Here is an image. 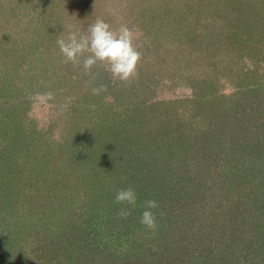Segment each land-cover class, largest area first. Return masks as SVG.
I'll return each instance as SVG.
<instances>
[{"label": "rangeland", "instance_id": "374dc122", "mask_svg": "<svg viewBox=\"0 0 264 264\" xmlns=\"http://www.w3.org/2000/svg\"><path fill=\"white\" fill-rule=\"evenodd\" d=\"M254 7L261 12L256 20L247 16ZM97 17L113 30L127 25L134 33L141 56L127 81L114 79L100 62L85 71L88 53L72 63L59 51L60 36L72 29L86 34ZM244 21L252 23L254 43L253 57L243 58L246 77L243 70L228 73L233 64L223 67L213 58L215 45L199 48L190 35L195 25L214 22V33L240 28L247 39ZM220 34L223 46H231ZM99 84L106 91L93 95ZM205 85L226 97L230 112L228 119L219 104L210 107L212 128L228 120L225 126L236 136L225 132L221 145L192 153L195 137L211 136L203 118L215 95L199 107L193 99ZM150 106L156 119L138 111ZM244 138L257 151H249ZM172 142L178 148H169ZM14 143L17 158L10 153L0 159L14 161L0 171V264H188L196 253L191 264H264V243L250 254L242 238L243 232L263 237L264 220L249 233L255 220L243 216L245 204L236 193L248 190L247 173L250 181L264 179V169L258 171L264 161V0H0V150ZM182 153L205 160L207 175L197 174L203 163L179 166ZM137 175L148 191H140ZM202 179L189 207L185 188H199ZM173 186L184 188L180 200L171 198ZM127 187L135 189L137 202L121 218L119 210L128 206L115 194ZM150 199L164 211L154 214L155 229L139 222ZM187 227H199L189 242L181 237ZM222 227L231 230V242L221 239ZM237 237L241 244L229 253ZM234 256L237 261L228 262Z\"/></svg>", "mask_w": 264, "mask_h": 264}, {"label": "trees", "instance_id": "16d2710c", "mask_svg": "<svg viewBox=\"0 0 264 264\" xmlns=\"http://www.w3.org/2000/svg\"><path fill=\"white\" fill-rule=\"evenodd\" d=\"M250 11H251V13L250 14H247V16L249 18H250V15L253 16L255 18V20L257 18H260V13L261 12H257L255 7L254 8H251ZM243 25H244L245 28H244L243 32H241V34H243L245 36L247 35V37H248L247 39L248 40L241 37V35H240V30L241 29L240 28H237L239 31L237 29H235L236 30V33H233V31L228 32L229 30L226 31L224 29H222V30L220 29L221 30L220 32L218 31V33H216V32L214 33V30L213 29L216 30V27H217L214 22L211 23L210 25H206V24H203V23H199L198 25H195L193 28H190V32L191 33L190 32L189 33H190V35H193L194 37H197V41L196 42H197L199 48H201L205 44H209V46H211V47L213 45L216 46V47L215 46L212 47V48H215V49H214V51H211L212 52L211 55L214 56L213 58L218 57L220 61L222 60L221 62H223V64H222L223 67H228V66H230V64H233V65H231V68L229 70H227L225 68L228 71V73L229 72L230 73L233 72L234 73V76H235L236 73H237V71L243 70L242 71V72H244L243 76L246 77L247 76V74H246V67H244V64H243V58H244V56L253 57V55H252L251 52H252V48L254 47V43L250 39V34L251 33L249 34V32H251L253 30L252 29L253 27L250 29V26H252V23H250L249 25H247L245 23V21H244L242 24H240V26H243ZM222 32H224V36L229 37L228 39H229V41L231 43V46H223L226 40H225L224 37H222L223 34H220ZM239 66H241V67H239ZM247 70H248V68H247ZM214 88H215V86H214ZM203 89H205V90H204V93L202 94V96L201 97H197V98L194 97L193 99H194V102H195V106H198L199 107L200 104L202 103V101H204L208 96L212 95L213 93L215 95L214 96L215 99L212 100V102H210V104H209V109L208 110L207 109L205 110V113H206L205 116H207V119L203 118L207 122V123H205V126L204 127H207L208 128V130L205 131V132H210L211 133V136H204V135H202V136L195 137L194 140H193V143H192V146H193V149L191 151L192 153H193V151L195 153H197L199 151V149L201 151L202 150L204 151V150H210V149H212L211 146H216V145L219 146V145H221L219 143H222L221 138H220V137H222L221 134L223 135L226 132V133L232 135V133H233V132H230L229 129H227L228 126H225V124L228 122V120H226V121L223 120L224 122L221 123L222 127L225 129L224 132H222L220 130V128H219V127H221V125H219V127H215L216 130L214 128H212V123L211 122H212L213 117H211L212 115L210 113H208V111H210V107H213L214 108L215 107L214 104H219L220 107L223 110V116H225L228 119H230L229 116H228V114L230 115V112H229V110H227V113H226V110L224 108L225 107V104L227 103V100L225 99L226 97L224 98V96L221 95V94H219L218 92H216L215 89L213 90V92H210L212 89H211V87H210V89L207 88V85H205V87H203ZM193 99H191V100H193ZM191 100H190V102H191ZM147 109H148L147 112H145V110L142 109V108L140 110H138V111L141 114H143V115H147L148 116L147 119H150V118L156 119V110H155V107H151V108H147ZM150 112H152V113L151 114H148ZM181 126H182V124H178V127H181ZM226 130H228V132ZM233 130L235 131V128ZM179 132H180V135L183 136L184 132L182 134H181V131H179ZM234 133H236V132H234ZM234 133H233L232 136H236V135H234ZM226 136H228V135H226ZM238 139L242 141V142H239V143L243 144L242 138L241 137H237L236 140L238 141ZM247 139H249V136H247ZM245 140H246V138H244V143L247 146H249V151L250 150H251V152L257 151V150H252V145L253 144H251V143L249 144V143L245 142ZM9 141L13 142L14 140L12 141V139H10ZM230 141H231V144H232L233 143V138H232V140L230 139ZM211 142H213L211 145H208L207 144V143H211ZM15 143H18V142H15ZM15 143L12 144L11 146L8 145L9 147L7 146V148L4 147L6 149L1 148V150H0V159H3V155L6 157L10 153H11V155L13 157V155L15 156L16 153L20 151L19 150V146L16 145ZM183 143L186 144V145H188V142H186L185 140L181 142L182 146H183ZM234 145H235V143H234ZM170 146L171 147H169V146L168 147L169 148H175V147H177L176 144H175V147H173V142L170 144ZM168 147H167V149H168ZM186 148L187 147H183V148L181 147V151H182V149H185L186 150ZM168 150H170V152L168 154L174 152V150H171V149H168ZM6 152H7V154H6ZM184 153H182V158L180 157L179 166H182V167L192 166L191 168H195V165L194 164H202L203 163V165H202L203 167H201L200 172L198 171L197 174H199V179L203 175H207L208 172H205L203 169L206 168V167H209V164H205V163H207V162H205V160L200 159V162H198V158L194 157L193 155H187V153H186L187 157H185L183 155ZM207 153H208V151H206L205 154H207ZM194 158H195V160H194ZM1 162L2 161H0V171H2L3 169H5L6 167H11L14 164V161H10L8 159L4 163H1ZM260 168L261 169H264V161H263V163L259 164V170L258 171H260ZM147 175H148V178L151 179V177H150L151 174H147ZM247 175L248 176H247L246 182L247 181H248V183L250 182V184L248 186V190H244V191L236 190V193L240 195V197H238L239 199L241 197L243 198L240 201L241 205L242 204H245V206L243 208L246 211V214L243 215V216H246L247 215L248 217H252L255 220L254 223H252V220H250V222L252 224L247 227V228H249V233L251 232L252 234H255V232H258L259 231V223L264 220V202L261 200L262 197L264 196V179L261 180V181H259L257 179V180H255L253 182V181H250L249 173H247ZM136 177H137L138 180H140V182L138 183V187L140 188V191H142V192L143 191H148L149 189H146L145 186H143V188H142V185L145 183V181L143 179H139L138 178V175ZM189 177H190V174H189ZM205 178H203V179H205ZM203 179L199 182V188H193L192 191H191V189H189L190 187H186L185 188V190L187 189V191H188L187 192L188 193L187 194L188 197L186 198L185 196H182V198H184V200H183L184 202L185 201L187 202V200H190V201H195L196 200L195 193H197V192H195V191H197L196 189H199L200 190L202 188V184H204L203 183L204 182ZM147 181H149V180H147ZM152 181H150V185L152 184ZM23 183H24V185H27L28 184L27 181H25ZM29 183H31V182H29ZM185 183H186V181H185ZM139 188H138V191H139ZM172 188H173V190L171 189V191H172L171 198H175L176 200H180V191L179 190H181L182 187L181 188H178V187L175 188L173 186ZM260 189H261V192L259 194H257ZM81 191H80V193H82ZM80 193L78 192L77 194H75L76 198H79L78 196L80 195ZM158 196L159 197H163L162 194L161 195H158ZM171 198L170 199L169 198H166V200L167 201H171ZM79 202L81 204H83L81 201H79ZM186 205L189 206V203L187 202ZM160 206L161 205L158 204L157 208L152 209L153 213L154 214H157L158 217H162L163 212H164V211H162V209H161ZM199 215H200V213H199ZM174 218L175 219L176 218L178 219V217H176V216H174ZM177 219H176V221H178ZM193 221H194V219H193ZM178 227H180V231H183L184 230L180 225H178ZM188 228L189 227L185 228L186 231H185V233L181 234V235H183L181 237L183 239L186 237L185 238L186 241L189 242L190 241V238L188 236L195 235L196 234L195 231L199 227H196L194 231H193V229H191V228L188 229ZM254 228H256L255 231H254ZM163 229L164 228H162V231H163ZM221 229L224 230V232L221 233L222 234V236H221L222 238L221 239H224L225 238L226 241L231 242L232 241V236H231V232H230L231 230H228V229L226 230L223 227ZM242 229H243V227H241V226L240 227H237V231L238 232H241ZM251 229L253 231H251ZM226 233L229 234V235H227ZM225 235H227V236H225ZM208 238H209V236L204 237L203 239H204V241H205V239L207 241ZM242 238L245 239V244L247 243L248 250H249V253L250 254L252 253V251H250L251 249H253V248H255V247L259 246V245H260V247H262V243H264V241H263L264 240V236L262 237L260 234H257L255 237H251L250 235L247 236V234L243 232L242 233ZM237 241L238 242L236 243V245L235 244L234 245L230 244L231 245V248L229 250V253H230V251L233 248H235L237 245L241 244V240H240L239 237H237ZM59 242H60V244H64L61 241H59ZM221 242H223V241H221ZM221 245H223V244H221ZM174 249H177V248L174 247ZM216 250L218 251L219 254H221V251L222 250H221L220 246H217ZM49 251L51 253H53V255H56V252L58 254V249H57L56 245H50ZM212 252H215V251L213 250ZM223 252L225 253L224 249H223ZM200 254L201 253H198V254L196 253V255H200ZM64 255H65V252H64ZM191 255L193 256V254H191ZM196 255H195V258H193V259L191 257H189L188 264L194 263V260H195V262L198 261L197 258L199 256H196ZM230 259H232V258H230ZM230 259H229L228 262H231V261L235 262V261H237V258L235 259V256L233 257V260H230ZM62 262H63V259L62 260H57L55 264H62ZM123 263H124V261H123ZM170 263H172V262H170ZM145 264H150V263H145Z\"/></svg>", "mask_w": 264, "mask_h": 264}, {"label": "clouds", "instance_id": "9594fccd", "mask_svg": "<svg viewBox=\"0 0 264 264\" xmlns=\"http://www.w3.org/2000/svg\"><path fill=\"white\" fill-rule=\"evenodd\" d=\"M134 33L127 25H121L118 30H113L103 18L97 17L90 24L86 34L78 30H70L66 36H60L56 43L65 62L79 63L78 58L84 56L82 66L85 71H90L92 66L100 62L106 65L107 71L114 79L127 81L137 73V64L140 60V52L133 44ZM106 91V85L99 84L91 89L93 95H99ZM115 201L125 204L118 215L126 218L130 215V208L137 202V193L134 188H121L116 191ZM156 200L145 202L139 222L148 229H155L156 217L152 209L157 208Z\"/></svg>", "mask_w": 264, "mask_h": 264}]
</instances>
